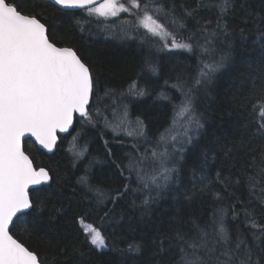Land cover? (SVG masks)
Wrapping results in <instances>:
<instances>
[{"label":"snow or ice","instance_id":"6c2138e0","mask_svg":"<svg viewBox=\"0 0 264 264\" xmlns=\"http://www.w3.org/2000/svg\"><path fill=\"white\" fill-rule=\"evenodd\" d=\"M193 5L176 0H103L102 3L40 0L29 7V0H0V264H44L39 253L30 250L13 232L18 226L24 232L37 231L51 195L49 171L34 168L22 149V138L34 137L44 149L51 151L57 130L67 131L75 113L93 127L111 131L114 138L123 135L132 140L131 149L124 157L127 163L113 161L120 176L128 181L122 187L104 189L92 184L91 167L99 162L95 158L88 161L83 175L77 178L81 195L77 206L87 202L84 214L77 213L78 222L83 225L77 231L83 234L81 242L90 246L89 251L119 252L120 264H128L130 259L142 255L144 243L124 235L136 229L129 224L121 231L125 214L123 210L118 213L116 208L130 193H140L139 204L133 199L130 206L142 216L149 215L153 204L170 195L175 214L168 220V231L156 227L149 240L156 264H163L160 257L173 248L179 250L175 264H264V223L257 222L251 201L243 208L247 223L243 232L239 229L233 232L227 224L229 213L233 219L240 214L235 206L220 207L218 203L224 197L215 190L217 185H223L227 192L241 183L239 176L233 179L231 174L224 175V161H220V167L216 166L218 152L224 151L225 158H231V148L204 147L189 169L187 180L182 174V162L204 128L196 109V93L202 88L207 91L214 74L231 56V45L221 50L214 45L222 34L229 35L226 18L235 7L234 0H193ZM49 9H54L51 16ZM73 9L105 19L119 18L121 13L131 17L121 22L119 32L126 39H139L141 47L148 46L141 72L154 75L160 72L152 59L153 47L157 51L193 54L199 49L201 66L197 75L190 80L178 76L171 85L180 94V101L173 105L172 126L157 139L149 138L145 122L139 116L132 119L129 106L124 103L127 97H145L149 94L147 88L133 81L126 91L106 85L101 94L93 69L78 50L66 44L61 46L63 42L56 38L58 26L66 23ZM201 11L213 13L215 21L199 18ZM72 23L82 32L85 30L80 19L73 17ZM190 23L193 27H189ZM110 27L116 29L115 24ZM203 56H209V62ZM164 86H169L167 80ZM158 95L169 98L163 93ZM257 105L260 112L256 127L248 143L241 147L250 157L244 169V183L250 196L264 204V99L258 100ZM73 155L75 167L76 161L88 159L87 146L74 145ZM108 155H112L110 149ZM133 176L135 187L131 183ZM34 185L41 187L30 190ZM76 194L73 188L69 193L70 206ZM208 196L215 205L208 219L201 224L199 217L190 216L191 227L185 231L181 222L183 206ZM61 210L51 209L49 215ZM93 214L99 217L102 227L84 224L85 218ZM117 233H120L117 240L126 245L123 248L115 240L109 244L108 236ZM74 250L80 251L75 247ZM65 252L66 248H61L58 255ZM80 256L84 257L82 251ZM76 264L86 261L82 259Z\"/></svg>","mask_w":264,"mask_h":264},{"label":"trees","instance_id":"16d2710c","mask_svg":"<svg viewBox=\"0 0 264 264\" xmlns=\"http://www.w3.org/2000/svg\"><path fill=\"white\" fill-rule=\"evenodd\" d=\"M33 2L39 3L40 0H29V7ZM176 2L194 6L193 0H176ZM234 3V10L226 18L229 35L222 34L214 45L218 50L231 45V56L224 67L214 74L211 83L206 86L207 91L202 88L196 93V109L201 114L204 128L197 143L190 148L185 161L182 162V174L187 180L189 169L204 147L223 146L225 150L231 148V158H225L224 151L218 152L216 166L220 167V161H224V175L231 174L233 179L239 176L241 183L227 192L223 190V185H217L215 190L220 191L224 197L218 202L220 207L235 206L240 213L235 219L229 213L228 227L233 232L238 229L243 232L247 228L243 208L249 201L251 208L255 210L257 222L264 223V204L250 196L248 187L244 183V169L250 157L241 147L242 144L248 143L251 131L256 127L260 112L257 101L264 99V0H234ZM48 11L51 16L54 9ZM73 17L81 20L85 29L83 32L73 25ZM199 18L215 21L214 14L209 11H201ZM125 19L130 20L131 17L121 13L119 18L105 19L95 15L88 16L81 10L70 11L66 23L58 26L60 31L56 38L63 42L61 46L66 44L75 47L84 61L91 66L99 81L101 94L106 85L118 91H126L133 81H137L140 87L148 89L149 94L145 97H127L124 103L128 104L132 119L139 116L145 122L149 138L155 140L160 133L172 126L175 115L173 105L180 101V94L176 89L171 88V85L177 82L178 76L190 80L197 75L201 66L198 59L200 52L199 49L196 54L176 50L157 51L153 47L152 59L159 66L160 72L158 75L141 72L148 46L141 47L139 39H126L120 34L119 27ZM113 24L116 25L115 30L110 27ZM189 27H193V24L190 23ZM203 60L209 62V56H203ZM166 80L169 84L167 87L164 86ZM160 93L169 98H160L158 95ZM254 105H257L255 109ZM74 145L77 148L87 146L88 149V159L76 161L75 167L73 166ZM131 145L130 138L123 135L114 138L111 131H106L100 126L93 127L83 118L78 117H75L71 131L65 136L58 137L52 154L39 150L29 139L23 142V149L33 161L34 168L43 167L49 171L52 177L51 195L48 197L47 208L43 210L37 231L24 232L18 226L13 232L30 250L39 253L44 264H76L82 259L86 264H120L119 252L108 251L98 254L94 250L89 251V245L82 244L83 234H78L77 231L82 225L78 222L77 213L84 214L87 202L77 206L81 195L76 181L83 175L88 161L95 158L99 162L91 167L92 184L104 189L122 187L128 181L120 176L119 169L113 161L127 163L124 157L131 149ZM109 149L111 156L108 155ZM214 172L215 168L213 174ZM131 183L135 187L134 176ZM73 188L76 189L77 194L71 198L70 206L69 193ZM133 199L139 204L142 196L140 193H130L116 208L118 213L123 210L125 214V219L121 222L123 226L121 231L124 232L129 224L136 229L134 233L124 232V235L128 239L135 238L142 241L145 245L143 254L130 259L128 264H156L157 258L151 256L152 246L149 240L154 235L156 227L168 231V220L175 214L171 196L153 204L150 214L143 216L139 210L131 208ZM214 206L210 196L198 197L191 205L185 204L181 214L184 230L187 231L191 227L190 216L199 217L198 222L203 224ZM54 208L62 210L53 211L49 215V210ZM201 210H203L202 216ZM88 223L102 227L99 217L95 214L85 218L84 224ZM105 235H108V232H105ZM119 236L120 233L116 236H108L110 246L114 240L119 247L126 246L122 240H117ZM74 247L84 253L83 258L80 256V251H75ZM165 247L167 248V243ZM61 248H66V252L58 255ZM178 253L179 250L173 248L162 254L160 259L163 264H175Z\"/></svg>","mask_w":264,"mask_h":264},{"label":"water","instance_id":"95a60500","mask_svg":"<svg viewBox=\"0 0 264 264\" xmlns=\"http://www.w3.org/2000/svg\"><path fill=\"white\" fill-rule=\"evenodd\" d=\"M102 1H103V0H99L100 3H101ZM76 10H79V9H73V10H70V11H76ZM75 117L81 118V117L79 116L78 113H75V114H74V119H75ZM74 119H73V124L69 126V129H68L67 131H65V132H60L59 130H57V133H56V136H57L56 143L53 145L51 151H49L48 149H44L42 145H40L38 142L35 141V138H34V137L27 136V135H26L24 138H22V149H23V142H24L25 140L29 139V140H31V141L35 144V146H36L39 150L43 151V152L46 153V154H52V153L54 152V150H55V146H56V144H57V142H58V137H59V136H65L66 134H68V133L71 131V129L73 128V125H74ZM23 150H24V149H23ZM25 154H26V153H25ZM26 155H27V154H26ZM36 170H39V169H36ZM45 170H46V169H45ZM39 186H41V185L30 186V190H31L32 188L39 187Z\"/></svg>","mask_w":264,"mask_h":264},{"label":"rangeland","instance_id":"374dc122","mask_svg":"<svg viewBox=\"0 0 264 264\" xmlns=\"http://www.w3.org/2000/svg\"><path fill=\"white\" fill-rule=\"evenodd\" d=\"M102 3V2H101ZM108 19H114V18H112V17H110V18H108ZM83 226V225H82Z\"/></svg>","mask_w":264,"mask_h":264}]
</instances>
